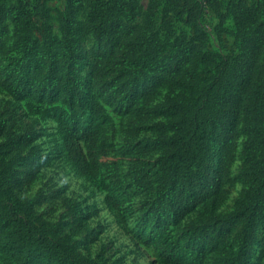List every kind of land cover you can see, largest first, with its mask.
Here are the masks:
<instances>
[{
  "label": "rangeland",
  "instance_id": "obj_1",
  "mask_svg": "<svg viewBox=\"0 0 264 264\" xmlns=\"http://www.w3.org/2000/svg\"><path fill=\"white\" fill-rule=\"evenodd\" d=\"M107 1L0 0L3 189L78 259L264 264V181L244 230L247 173L259 156L246 98L215 112L200 163L178 172L164 153L179 107L205 102L231 76L239 6L264 27V0H110L104 9ZM147 42L168 65L135 74L128 63ZM188 69L196 82L183 80ZM76 127L94 134L79 140L94 161L88 174L66 154ZM0 264L19 261L0 250ZM30 264L58 263L35 255Z\"/></svg>",
  "mask_w": 264,
  "mask_h": 264
},
{
  "label": "trees",
  "instance_id": "obj_2",
  "mask_svg": "<svg viewBox=\"0 0 264 264\" xmlns=\"http://www.w3.org/2000/svg\"><path fill=\"white\" fill-rule=\"evenodd\" d=\"M103 7H110V0L104 3ZM239 8L235 20L236 27L243 36L239 42V52L232 62L231 76L227 81L212 85L205 102L196 99L179 107L181 118L170 125L172 134L166 138L167 148L164 153L177 160L175 167L178 172L187 171L194 164L200 163L208 152V122L215 112L233 109L245 97L252 116V146L259 152L258 157L254 156L247 173L250 188L247 193L244 230L248 234L253 227L254 205L263 189L264 181V68L258 71L257 65L264 49V27L258 23L252 10L244 6ZM100 21L103 24L100 37L105 38L103 26L107 19ZM67 43L73 42L68 40L65 44ZM143 43L144 41L142 45H145ZM149 44L147 42V46L142 47L140 56L128 63V68L135 74L159 72L162 67L168 65L162 62L160 53L153 50L154 47ZM180 74L184 81H197L196 74L190 69ZM69 130L63 138L66 154L80 172L88 174L94 167V161L90 159L89 148H86V145L82 148L79 140L83 139L85 142L89 137L93 142L94 134L86 127ZM2 173L0 169V250L17 256L19 264H30L35 255L49 257L58 264H96L74 257L66 247L23 218L14 198L3 189L7 175Z\"/></svg>",
  "mask_w": 264,
  "mask_h": 264
}]
</instances>
